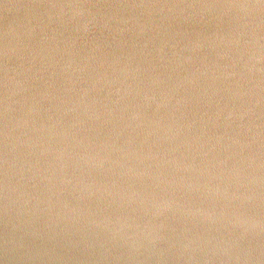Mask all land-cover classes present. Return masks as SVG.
Returning <instances> with one entry per match:
<instances>
[{
	"label": "water",
	"instance_id": "obj_1",
	"mask_svg": "<svg viewBox=\"0 0 264 264\" xmlns=\"http://www.w3.org/2000/svg\"><path fill=\"white\" fill-rule=\"evenodd\" d=\"M0 264H264V0H0Z\"/></svg>",
	"mask_w": 264,
	"mask_h": 264
}]
</instances>
